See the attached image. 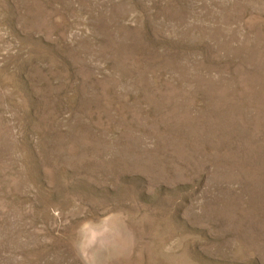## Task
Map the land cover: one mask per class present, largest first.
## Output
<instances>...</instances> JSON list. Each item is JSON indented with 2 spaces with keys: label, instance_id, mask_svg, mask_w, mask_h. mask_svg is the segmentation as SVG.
I'll return each instance as SVG.
<instances>
[{
  "label": "rangeland",
  "instance_id": "374dc122",
  "mask_svg": "<svg viewBox=\"0 0 264 264\" xmlns=\"http://www.w3.org/2000/svg\"><path fill=\"white\" fill-rule=\"evenodd\" d=\"M0 264H264V0H0Z\"/></svg>",
  "mask_w": 264,
  "mask_h": 264
}]
</instances>
